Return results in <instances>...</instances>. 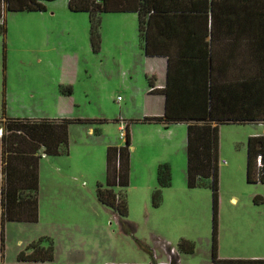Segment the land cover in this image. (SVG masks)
<instances>
[{"label": "rangeland", "instance_id": "1", "mask_svg": "<svg viewBox=\"0 0 264 264\" xmlns=\"http://www.w3.org/2000/svg\"><path fill=\"white\" fill-rule=\"evenodd\" d=\"M44 6V12H3L0 120L94 123L70 125L67 154L40 159L42 219L40 224H4L6 255L15 252L19 242L38 241L42 228L54 229L44 215L45 207L52 204L60 207L62 221L74 225L60 233L67 243L73 244L77 233L88 245L84 264H149L151 250L158 260H166L157 240L173 248L176 264H211L212 193L210 188L186 187L183 148L167 152L158 144L144 145L135 134L129 148L123 221L95 196L96 185L105 183L106 148L124 144L117 121L134 128L131 121L140 115L141 95L148 90L141 76L137 29L126 30L125 40L115 34L118 23L133 15H102L99 50L94 53L85 13L69 12L66 0ZM254 128L219 127L218 160L226 161L224 165L218 161L216 247L220 259L264 258V185L246 181V140ZM161 163L170 168L171 186L162 190L160 207L154 209L151 193ZM180 240L193 244L191 254L178 250ZM140 242L149 250L142 249Z\"/></svg>", "mask_w": 264, "mask_h": 264}, {"label": "trees", "instance_id": "2", "mask_svg": "<svg viewBox=\"0 0 264 264\" xmlns=\"http://www.w3.org/2000/svg\"><path fill=\"white\" fill-rule=\"evenodd\" d=\"M55 0H0V36L5 35L3 12H43L45 3ZM182 6L181 0H67V8L72 13H85L89 24V43L96 53L100 45V20L104 14H136L138 40L146 57H155L156 52L149 46V29L154 17L172 13L171 6ZM167 7V8H166ZM169 9L168 11H166ZM174 13V12H173ZM260 16V83L259 99L243 103L239 108L214 96L211 82L206 91L199 89L196 80L192 82L193 92L171 94L169 82L163 91L165 108L162 117L143 118L141 123L168 126L186 124V187L210 188L212 193L211 219V264H264L261 259H220L217 256L216 228L218 205V128L223 125H244L264 123V0L259 2ZM170 80V74H169ZM152 87L151 79L147 80ZM255 85V83H254ZM218 87V86H217ZM205 89V87H204ZM219 90V89H218ZM70 96V90L65 89ZM178 98L175 107L170 100ZM193 98V101H189ZM255 98V95H254ZM185 99L188 102L184 101ZM184 102V104L182 103ZM172 104V103H171ZM174 105V103H173ZM186 105V106H183ZM253 105V107H250ZM0 163L2 183L0 187V251L4 250L3 226L6 223H36L38 221L39 159L41 155L56 157L66 155L68 149V126L90 124L88 120H27L1 119ZM124 144L120 147L108 146L105 152V183L97 184V201L114 212L123 221L127 217L125 189L129 179L130 137L126 128ZM246 181L264 185V135L249 137L246 142ZM259 160V165L257 164ZM171 185L168 164L156 168V187L151 193V206L161 203L163 189ZM115 189H118L115 192ZM179 251L193 252V244L180 240ZM53 243L49 238H41L30 244L17 255L18 262H52ZM149 264H156L151 261Z\"/></svg>", "mask_w": 264, "mask_h": 264}, {"label": "crops", "instance_id": "3", "mask_svg": "<svg viewBox=\"0 0 264 264\" xmlns=\"http://www.w3.org/2000/svg\"><path fill=\"white\" fill-rule=\"evenodd\" d=\"M181 2L182 6H171V14L158 15L151 21L149 46L156 54L161 55L146 57L142 52L137 31L138 49L142 59L141 76L146 84L147 80L151 79L152 87L147 84V93L141 95L140 115L134 121H131L134 123V128L129 127L127 123L126 128L130 143L135 134H138L144 145L158 144L161 149L167 152L174 147L183 148L186 157L187 128L185 123H178L164 128L159 124L141 123V120L143 118L162 117L165 108L163 91L167 85V79L171 94H177L179 91L183 93L193 92V87H195L192 82L193 78L196 80L199 89H202L203 86L204 91L211 82L214 86V96L217 99L228 101L230 107L239 108L248 100L253 103L254 100L259 99L261 69L259 51L260 0H181ZM122 15H133L131 19L121 20L115 32L118 37L125 40L128 35L126 30H130V28L137 29V15L132 13ZM184 101L188 102L187 99ZM189 101H193V98ZM182 103L184 104V102ZM177 104V97L170 100L171 107H175ZM250 107H253V105ZM120 122L123 121H117L118 130ZM244 125H256L257 127L248 131L247 139L264 135V123L257 122ZM179 127H184V129ZM43 157L47 158L41 155V158ZM219 164L224 165L226 161H219ZM1 183L0 163V187ZM160 204L157 208L160 207ZM44 210V215L48 219L50 227L54 229L42 228L37 236L38 240L41 238L51 239L54 250L53 261L18 262L17 255L30 245L19 242L16 251H12L10 255H6L7 249L5 250V248L2 253L0 251V264H84L86 255L89 253L84 238L75 233L74 243L68 244L60 233L66 227L70 225L74 227V225L68 220L66 222L62 221L61 215L63 214L60 207L57 209L55 205L51 204L50 207H45ZM41 215L42 211L38 200V221L36 224H40ZM158 241H156V244ZM32 243L34 242L32 241ZM140 247L146 251L149 250L148 246L142 242H140ZM102 248L105 251L106 246L104 245ZM107 249L109 250L110 247ZM151 252L153 251H150L153 262L165 261L161 258L158 260L156 256L153 259ZM176 260H178V256ZM176 263L174 259L172 264Z\"/></svg>", "mask_w": 264, "mask_h": 264}, {"label": "built area", "instance_id": "4", "mask_svg": "<svg viewBox=\"0 0 264 264\" xmlns=\"http://www.w3.org/2000/svg\"><path fill=\"white\" fill-rule=\"evenodd\" d=\"M119 126H120L119 136L121 139H123L125 136L127 124L124 122H120ZM257 164L259 165V160H257ZM157 245L160 249H162L165 252L167 259L165 261L157 262L156 264H172L174 262V259H175V263L178 261L176 260L177 258L176 252L173 250V248L169 247V245L166 242L158 241ZM152 255H153V259H155V254L153 252Z\"/></svg>", "mask_w": 264, "mask_h": 264}]
</instances>
